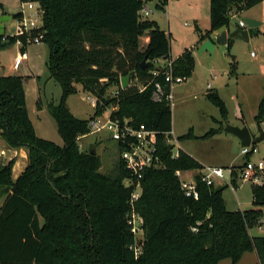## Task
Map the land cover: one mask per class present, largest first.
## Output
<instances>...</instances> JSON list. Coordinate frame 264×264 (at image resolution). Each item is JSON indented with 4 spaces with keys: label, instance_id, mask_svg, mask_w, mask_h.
I'll return each instance as SVG.
<instances>
[{
    "label": "trees",
    "instance_id": "obj_1",
    "mask_svg": "<svg viewBox=\"0 0 264 264\" xmlns=\"http://www.w3.org/2000/svg\"><path fill=\"white\" fill-rule=\"evenodd\" d=\"M37 2L41 25L23 35H0V48L21 40L26 50L29 38L40 37L49 47L50 78L62 88L58 102L47 101V110L58 126L63 144L36 134L27 108L21 74L0 75V137L12 148H26L28 165L17 179L12 176L15 159L0 161V264H218L233 262L255 251L264 264V235H252L264 214V183L252 185L253 207L229 210L223 195L229 184L207 185L201 181L205 167L179 149L173 156L172 109L169 101L152 98L156 81L154 60L169 59L170 35L155 21L143 19L142 0H22ZM261 0H210V29L229 26L239 13ZM20 13L14 14L18 18ZM230 48V39L227 43ZM147 58L146 67L142 61ZM235 65L232 59L231 66ZM195 58L186 49L173 60V73L192 76ZM233 68V67H232ZM146 88L118 86L117 96L107 98V88L120 84L127 74ZM94 95L95 116L113 105L111 115L133 118L157 130V155L162 166L148 168L141 180L142 192L136 210L143 218L144 238L139 256L130 248L135 237L128 224L131 187L124 184L129 173L114 142L118 159L101 171L99 142L82 149L80 140L90 132L88 119L77 117L66 103L76 85ZM166 90L168 87L166 86ZM226 119L228 109L218 91L206 93ZM43 106L41 97L37 107ZM264 117V100L258 119ZM211 128L201 137L219 133ZM185 137V136H184ZM232 166L230 184L238 187L237 168ZM198 170L197 196H187L178 171Z\"/></svg>",
    "mask_w": 264,
    "mask_h": 264
},
{
    "label": "rangeland",
    "instance_id": "obj_2",
    "mask_svg": "<svg viewBox=\"0 0 264 264\" xmlns=\"http://www.w3.org/2000/svg\"><path fill=\"white\" fill-rule=\"evenodd\" d=\"M142 1L143 8L139 12L141 17L155 21L161 30L170 35V53L173 57H178L186 49H190L195 57L192 78L185 79L172 90L173 153L176 154L179 149H183L204 166L225 168L226 182L219 180L216 185L218 183L229 184L224 190V195L228 199V209L253 207L252 184L241 179L238 181L239 188H234L230 184L229 168L242 165L246 157L241 153L243 146L239 138L224 131V128L227 124L243 125L244 123L254 136L264 130V117L257 118L264 100V75H253L254 72H252L261 69L264 73V69L259 68L261 64L264 65V0L236 13L230 19L228 27L231 30L239 27V21H245L246 17L262 22L256 27L246 25L245 28L249 30V41L236 37L231 38L229 50L225 44L217 43L213 52L209 50L200 51L204 43L203 34L207 29H210V0ZM145 7L148 8V12H145ZM22 11H25V14L29 16L28 4L23 3L22 0H0V15L3 12L14 15ZM36 18L38 24H41L42 14H37ZM5 25L6 35L16 34L17 22L14 17ZM19 50V44L0 48V75H5L10 71L14 74L28 75L25 77L24 89L27 108L31 120L36 125L34 126L36 134L62 145L63 139L58 132L57 123L48 112L46 105V101L58 102L62 97L60 84L50 78L47 68L49 47L42 41L28 44V60L21 66L20 70H10L9 65L13 63L14 56ZM231 58L235 61L234 66H231L229 62ZM33 75L35 79H32ZM37 76L40 77L39 84L36 83ZM129 85L139 88L141 86L133 77H130ZM118 86H121V81L120 84H111L107 88L105 96L107 98L113 97ZM76 89L77 91L66 99L72 113L84 119L95 116V107L91 103V98L88 97V95L92 97L94 95L83 91L81 84H77ZM214 90L218 91L226 104L228 109L226 119L221 117L219 108L206 96L207 92ZM40 97L44 105L39 109L37 101ZM113 108L115 107L110 105L102 114L96 115L97 119L103 121ZM220 127L219 133L201 137L211 128ZM108 140L107 135L97 136L96 134L85 135L80 140L83 149L99 142L97 152L103 161L101 168L103 172L110 171L119 156L114 147V142ZM253 145L257 148V152L253 154V159H264V140ZM0 161L7 162L9 158H0ZM197 171L183 172L182 177L188 179ZM0 198L1 201L4 196ZM256 225L251 229V233L255 236L264 235V231H260ZM135 237L138 242H142L144 233L138 231ZM252 263V259L247 257L239 264ZM219 264L233 263L227 259Z\"/></svg>",
    "mask_w": 264,
    "mask_h": 264
},
{
    "label": "built area",
    "instance_id": "obj_3",
    "mask_svg": "<svg viewBox=\"0 0 264 264\" xmlns=\"http://www.w3.org/2000/svg\"><path fill=\"white\" fill-rule=\"evenodd\" d=\"M29 16L25 14V11L20 12V16L16 19V34H30L32 30L38 28L41 24H38L36 18L37 14H42V10L37 2L28 1ZM148 8L145 7V12H148ZM233 13L232 16H234ZM239 27L245 28L246 23L244 20L239 21ZM29 43L41 42L40 37H34L28 39ZM16 44L20 45L19 52L15 55L12 68L17 71L28 60L29 56L26 50H21L23 42L19 39ZM165 60V61H164ZM155 69L152 70L154 76L162 74L164 76L165 84L160 81H156L155 89L153 91L152 98L156 101H162L163 99L173 104L172 90L177 84L185 81V77L181 75H175L173 73V60H166L164 58H158L154 60ZM166 86L168 90H166ZM146 88V85L140 86V91ZM117 92L114 96H117ZM91 103L95 107L97 105V98L95 96H89ZM114 109V108H113ZM110 114L102 121L98 120L96 116L92 117L89 121V134H96L97 136L107 135L108 138L114 142L120 144L123 150L120 153V157L124 163L125 169L129 175L124 179V184L127 187H131L133 190L130 196V210L127 213L128 224L131 227V231L134 237L138 231L143 230V218L136 210V202L140 198L142 192L141 180L144 176V172L148 168H156L162 166V162L157 155V130L149 128L145 123H135L133 118L120 119L117 116L112 117ZM172 134V131L170 132ZM172 143V138L168 140ZM173 144V143H172ZM82 148V145L80 143ZM83 149V148H82ZM257 152V148L252 144L250 146H243L241 149L242 155L246 157L244 163L237 168L238 181H248L252 185H261L264 183V159L254 160L253 154ZM173 153V156H178ZM230 182L233 179V169L230 167ZM185 171H178L177 174L181 178V186L187 196H197V179L196 174L185 179L182 177V173ZM201 181L207 185H216V182L223 180L226 182L225 168L220 166H205L201 171ZM228 184V183H227ZM256 227L260 231H264V216L259 218ZM138 240L135 237V243L130 246L134 250L135 255L138 256L141 253V249L138 246Z\"/></svg>",
    "mask_w": 264,
    "mask_h": 264
},
{
    "label": "water",
    "instance_id": "obj_4",
    "mask_svg": "<svg viewBox=\"0 0 264 264\" xmlns=\"http://www.w3.org/2000/svg\"><path fill=\"white\" fill-rule=\"evenodd\" d=\"M13 18V15L10 14H2L0 15V35L4 33V25L7 21L11 20ZM246 25L249 27H256L260 25L262 22L246 17L245 18ZM240 38L245 41H249V30L247 28L237 27L234 30L225 29L222 30L221 34L216 37H210L206 40H204V43L202 44L200 51L209 50L211 52L214 51L215 45L217 43L219 44H227L228 40L231 38ZM146 61L147 58H144L142 61V67H146ZM130 77L131 74H127L126 76L121 78V86L122 88H127L130 83ZM224 131L231 133L239 138L241 141L242 146H250L252 144H257L264 140V130L261 131L258 135L254 136L248 127H246L243 123L242 126L239 125H230L227 124L224 128ZM90 153L95 154L96 153V147L92 145L90 147Z\"/></svg>",
    "mask_w": 264,
    "mask_h": 264
},
{
    "label": "crops",
    "instance_id": "obj_5",
    "mask_svg": "<svg viewBox=\"0 0 264 264\" xmlns=\"http://www.w3.org/2000/svg\"><path fill=\"white\" fill-rule=\"evenodd\" d=\"M2 14H9L8 12H3ZM262 24V23H261ZM259 26V25H258ZM225 29H230L229 27H227V26H225V27H222V28H220V29H218V30H215V31H213L212 33H211V35H210V37H216V36H218V35H220L221 34V32H222V30H225ZM5 30H6V25H4V32H5ZM208 30V29H207ZM231 30V29H230ZM206 40V39H205ZM226 45V47H227V44H225ZM228 49V48H227ZM193 53V52H192ZM252 54H254V53H252ZM180 56V55H179ZM15 57V56H14ZM170 57L171 58H169V59H166V60H174V59H176L177 57H173V55L170 53ZM195 58V57H194ZM27 61V60H26ZM165 61V60H164ZM230 62V64H231V62H232V58H231V60L229 61ZM9 68H10V70H14L13 68H12V64H10L9 65ZM259 68H263L264 69V65L263 64H261L260 66H259ZM20 69H21V67H20ZM19 69V70H20ZM252 72H254V74L253 75H256V74H259V75H264V73L261 71V69H259V70H256V71H252ZM7 74H12V72L10 71L9 73H6L5 75H7ZM14 74V73H13ZM22 75V74H21ZM215 77L217 76V75H214ZM32 77V76H31ZM189 78H192V76L191 77H189ZM32 79H35L34 78V75H33V77H32ZM36 83L37 84H39L40 83V77H38L37 76V78H36ZM209 86V85H208ZM217 91V90H216ZM42 99V98H41ZM43 101V100H42ZM46 104H47V101H46ZM43 105H44V103H43ZM29 110V109H28ZM29 114H30V112H29ZM30 118H31V115H30ZM33 121V120H32ZM33 123H34V121H33ZM34 126H36L35 125V123H34ZM239 126H242V125H239ZM172 134H173V126H172ZM172 134H171V136H172ZM172 143H173V138H172ZM191 155V154H190ZM0 158L2 159H6V158H9V160H11V159H15V163H14V166H13V168H12V176H13V178L14 179H17L18 177H19V175L24 171V169L26 168V166L28 165V162H29V159H28V152H27V149L26 148H23V147H21V148H12V147H10L9 145H7V143L0 137ZM199 161V160H198ZM200 162V161H199ZM186 172V171H185ZM199 171H197V173H198ZM196 173V174H197ZM218 185H221V183H218ZM237 188H239V184H238V187ZM251 189H252V187H251ZM223 195H224V192H223ZM224 198H225V201L227 202L226 203V206H227V208H228V199L225 197V195H224ZM1 199V198H0ZM3 201H4V198L0 201V206L2 205V203H3ZM239 202H242V201H239ZM252 203H253V195H252ZM241 204V203H240ZM239 204V205H240ZM241 206V205H240ZM229 210H233V209H229ZM235 210H245L244 208H242V207H239L238 209H235ZM263 212H264V209H263ZM264 214V213H263ZM264 216V215H263ZM254 228V227H253ZM253 228H251V229H253ZM251 229H250V234H252L251 233ZM253 235V234H252ZM247 257H249V259H252V261H253V263L252 264H258V256H257V253L255 252V251H249V252H246V253H244V255L241 257V259L239 260V261H237V262H233V260L232 259H230V258H226V259H223V260H220L219 262H218V264L219 263H221V262H223V261H226L227 259H230L231 261H232V263L233 264H239L243 259H245V258H247Z\"/></svg>",
    "mask_w": 264,
    "mask_h": 264
}]
</instances>
